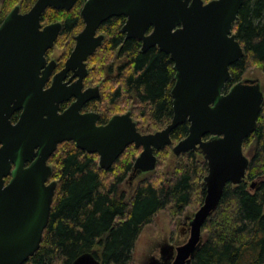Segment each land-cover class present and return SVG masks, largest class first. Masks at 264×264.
I'll list each match as a JSON object with an SVG mask.
<instances>
[{
    "label": "water",
    "instance_id": "obj_1",
    "mask_svg": "<svg viewBox=\"0 0 264 264\" xmlns=\"http://www.w3.org/2000/svg\"><path fill=\"white\" fill-rule=\"evenodd\" d=\"M78 0H36L20 13L14 8L0 25V264H24L39 249L48 225L56 182L50 181L49 158L58 145L75 147L98 156L108 170L125 149L142 148L133 163L134 175L155 169V152L171 145L172 131L189 123L188 135L172 149L175 156L198 151L206 161L205 196L189 223L185 243L175 247L171 264H190L202 240L204 223L216 211L227 184L238 185L246 175L249 159L243 142L256 127L263 104L258 81L243 80L223 93L229 68L243 56L232 32L244 0H86L80 11L83 30L65 69L53 77L45 66V53L57 40L61 23L42 27L48 8L70 11ZM125 17L127 39L142 43V52L157 48L173 64L171 89L173 117L161 131L140 134L130 113L112 116L98 125L95 112L81 113L99 97V89L82 91L85 62L101 45L96 36L101 24ZM74 71L67 86L64 79ZM42 72V73H41ZM40 73L42 74L40 76ZM74 101L63 112L59 105ZM20 111L18 121L10 117ZM9 181L6 183V179ZM257 184L252 182L250 189ZM72 264H101L91 253Z\"/></svg>",
    "mask_w": 264,
    "mask_h": 264
},
{
    "label": "trees",
    "instance_id": "obj_2",
    "mask_svg": "<svg viewBox=\"0 0 264 264\" xmlns=\"http://www.w3.org/2000/svg\"><path fill=\"white\" fill-rule=\"evenodd\" d=\"M19 1L4 0V4L10 9ZM85 1L79 0L70 11L48 8L41 22L61 21L63 35H71L83 27L80 10ZM35 2L24 0L20 8L28 10ZM122 23V18L112 17L99 29L108 36V50L118 51L123 61L118 68L119 86L111 96L118 100L126 94L139 110V118L157 130L165 128L173 117V64L157 48L142 52L140 41L124 39L118 32ZM232 32L243 56L230 66L226 89L252 66L264 75V0H244ZM108 69L110 74L112 66ZM100 96L87 109L98 103ZM109 119L99 115L98 123L106 124ZM188 132V122L177 126L171 133L172 143ZM242 148L249 158L245 178L236 186H225L218 208L204 223L201 243L190 264H264V99L256 127ZM130 152L104 170L97 155L77 149L72 142L57 147L48 160L52 165L50 181L56 182L49 222L39 249L24 264H72L85 253L93 254L101 264H132L134 244L157 213L167 210L176 218L192 204L194 196L203 201L205 186L200 183L208 169L204 158L197 160L198 151L180 155L169 180H144L128 199L124 184L134 175V151ZM252 182L257 186L250 190L248 183Z\"/></svg>",
    "mask_w": 264,
    "mask_h": 264
},
{
    "label": "rangeland",
    "instance_id": "obj_3",
    "mask_svg": "<svg viewBox=\"0 0 264 264\" xmlns=\"http://www.w3.org/2000/svg\"><path fill=\"white\" fill-rule=\"evenodd\" d=\"M23 1L24 0H20L10 9H6L4 0H0V20H3L9 14V12L16 7L19 8L20 13L28 12L31 7H29V9L25 11L20 8V5ZM210 1L212 0H203V3L205 4ZM53 15L54 14H51L50 16L53 17ZM58 23H61V21H58ZM41 24L42 27H44L46 25H49L50 23H47V21H45L41 22ZM83 28L84 25L81 29L71 35H60L55 41L53 48L48 50L47 58L49 60H54L57 64V69L55 72L59 71L62 68L63 64L74 48L75 36L80 33ZM118 32H121V29ZM99 33L103 35L104 40L96 49L94 54H92L90 58H88V74L86 79L84 80V88L98 86L99 95H101V98L99 99L100 101H98V103L92 104L91 108L84 109L82 112L94 111L98 115H105L109 118L114 115H123L125 113H130L131 118L136 125V129L140 134H153L161 131L162 129H164V127L157 130L154 124L150 123L148 120H144V118L142 117L139 118V110L137 108L135 109L134 101L133 99H131V97L127 96L126 94H122V97L116 100L115 97L111 96L119 86L120 77H117L119 73L118 68L123 66L121 64V62L123 61L119 59L118 51H109V47H106L105 41L106 39H108V36L100 30ZM109 66H112V71L110 72V74H108ZM99 67L106 69V72L100 71ZM243 80L258 81L260 83L262 93L264 92V75L257 66L250 67L241 76L239 82ZM230 88L226 89L225 86L223 93H227ZM98 125L103 124L98 123ZM176 144L177 142L172 143L171 141V145H168L163 150H160L161 152L157 151V163L154 170L133 175L132 180L130 181L128 179L129 183L124 184V189L127 192L128 199H130L133 195L137 185L144 180L159 182L160 180L170 179L174 171L176 160L179 157L175 156L172 151L173 147ZM129 151H131L130 153H133L134 151V163L135 159L141 153L142 148L137 149L134 145L128 146L125 149L126 153H123L125 154L123 158H126L128 156L127 153ZM195 155L197 160H203L201 154L195 152ZM51 167L52 165L50 166V168ZM202 184H204L203 180L201 181L200 185ZM248 188L250 189V183H248ZM194 198L195 199L193 200L192 204L179 217H170L167 210H163L155 215L153 221L150 224L146 225L140 232L134 244V248L132 250V264H171L175 255V247L187 241L189 236V223L194 217L195 212L203 203V201H200L198 197L194 196Z\"/></svg>",
    "mask_w": 264,
    "mask_h": 264
},
{
    "label": "flooded vegetation",
    "instance_id": "obj_4",
    "mask_svg": "<svg viewBox=\"0 0 264 264\" xmlns=\"http://www.w3.org/2000/svg\"><path fill=\"white\" fill-rule=\"evenodd\" d=\"M116 18H122L123 19V23L121 24V33H123V37H124V39H127L126 38V33H124L123 31H122V28H123V26H124V24H125V22H126V18L125 17H116ZM2 21L3 20H0V25H1V23H2ZM83 22V21H82ZM102 25V24H101ZM101 25H100V27H101ZM100 27L98 28V30H97V33H96V36H99V35H101V36H103L102 34H100L99 33V29H100ZM79 34V33H78ZM77 34V35H78ZM60 35H63V33H62V28H61V30H60V33H59V36ZM76 35V36H77ZM58 36V37H59ZM75 36V37H76ZM103 40H104V37H103ZM103 40H102V42H103ZM136 40V39H135ZM75 44H76V40H75ZM75 46V45H74ZM141 48H142V43H141ZM74 49V48H73ZM150 49V48H149ZM142 51V50H141ZM48 52V51H47ZM47 52L45 53V66H44V68L42 69V72L45 70V68H50V63L51 62H54V66H53V70L51 71V73L49 74V76H48V78H47V80H46V82H45V85H44V87H43V90H46V89H48V88H50L51 87V83H52V81H53V77L56 75V74H58V73H60L62 70H64L65 69V64H66V61H65V63L63 64V66H62V68L59 70V71H57V72H55L56 71V69H57V64H56V62L54 61V60H52V59H48L47 58ZM71 54V53H70ZM165 54V53H164ZM89 58V57H88ZM88 58H87V60H86V62H85V65H86V70H87V74H88V69H87V61H88ZM68 59V58H67ZM41 72V73H42ZM40 73V76L42 75ZM73 73H74V71H72V70H69L68 72H67V74H66V77H65V79H64V83H66L67 84V86H69V85H71L72 83H74L76 80H77V77L76 78H73L71 81H69V79L70 78H72V75H73ZM86 77H87V75L85 76V78L83 79V82H82V91H85L86 89H88V88H95V87H98V86H94V87H85L84 88V80L86 79ZM98 89H99V87H98ZM98 98H96V99H94V100H91V101H89L88 103H86L84 106H83V108L81 109V113H87V112H82L84 109H87V105L88 104H90V103H92L93 101H95V100H97ZM74 101V99H70L69 101H64V102H62L60 105H59V112H63L65 109H67L68 107H69V105L72 103ZM88 112H94V111H88ZM19 115H20V111H17V112H15V113H13L12 115H11V117H10V121H11V123L12 124H15L17 121H18V118H19ZM9 181V178L8 179H6V183Z\"/></svg>",
    "mask_w": 264,
    "mask_h": 264
}]
</instances>
